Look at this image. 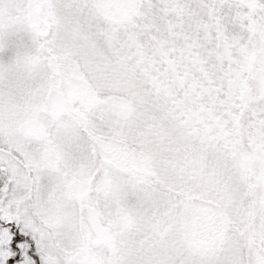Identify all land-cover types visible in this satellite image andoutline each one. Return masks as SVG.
I'll return each instance as SVG.
<instances>
[{
    "label": "snow or ice",
    "instance_id": "obj_1",
    "mask_svg": "<svg viewBox=\"0 0 264 264\" xmlns=\"http://www.w3.org/2000/svg\"><path fill=\"white\" fill-rule=\"evenodd\" d=\"M0 264H264V0H0Z\"/></svg>",
    "mask_w": 264,
    "mask_h": 264
},
{
    "label": "rangeland",
    "instance_id": "obj_2",
    "mask_svg": "<svg viewBox=\"0 0 264 264\" xmlns=\"http://www.w3.org/2000/svg\"><path fill=\"white\" fill-rule=\"evenodd\" d=\"M5 59H7V55L5 56Z\"/></svg>",
    "mask_w": 264,
    "mask_h": 264
}]
</instances>
